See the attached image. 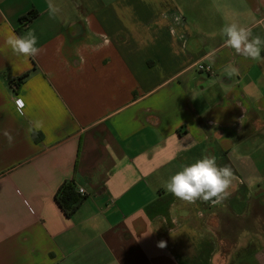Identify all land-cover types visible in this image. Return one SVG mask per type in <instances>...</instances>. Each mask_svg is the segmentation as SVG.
Here are the masks:
<instances>
[{"label":"crops","instance_id":"obj_1","mask_svg":"<svg viewBox=\"0 0 264 264\" xmlns=\"http://www.w3.org/2000/svg\"><path fill=\"white\" fill-rule=\"evenodd\" d=\"M51 3L0 0V264H264V230L248 252L245 238L264 223V64L221 34L237 23L264 39V0ZM29 31L35 58L6 43ZM204 156L232 168L227 199L166 191ZM66 182L70 215L55 200Z\"/></svg>","mask_w":264,"mask_h":264},{"label":"clouds","instance_id":"obj_2","mask_svg":"<svg viewBox=\"0 0 264 264\" xmlns=\"http://www.w3.org/2000/svg\"><path fill=\"white\" fill-rule=\"evenodd\" d=\"M48 7L50 15H54L58 11L51 0H49ZM221 34L225 38V47L234 49L237 55L243 56L245 59L264 64V55H261L264 39L260 36H253L250 28L231 23L221 29ZM6 43L14 54L22 55L25 58H35L41 51L37 46L38 38L31 31L25 36H17L12 33L8 36ZM228 74L230 76L238 75L239 69L233 66ZM16 104L18 108H22L23 99L18 98ZM3 135L11 144L13 140L11 133L4 130ZM234 180L235 176L230 166H218L214 156H204L171 176L170 180L166 182L165 188L175 198L186 203L202 200L218 204L231 194L229 188ZM159 246L164 247V242H160Z\"/></svg>","mask_w":264,"mask_h":264},{"label":"trees","instance_id":"obj_3","mask_svg":"<svg viewBox=\"0 0 264 264\" xmlns=\"http://www.w3.org/2000/svg\"><path fill=\"white\" fill-rule=\"evenodd\" d=\"M35 16V12H30L28 15L21 16L19 20L22 24H24V22L30 21ZM21 30L22 29H20V31ZM27 76L28 72H25L15 80H12L10 84L18 87ZM32 135L34 139H39L41 137V133L39 132H34ZM79 199L80 198L75 191L74 184L72 182H66L62 184L55 193V200L66 215H70L75 210L77 204L79 203Z\"/></svg>","mask_w":264,"mask_h":264},{"label":"rangeland","instance_id":"obj_4","mask_svg":"<svg viewBox=\"0 0 264 264\" xmlns=\"http://www.w3.org/2000/svg\"><path fill=\"white\" fill-rule=\"evenodd\" d=\"M198 71V70H197ZM199 73H206V72H200V71H198ZM229 226H231L232 228L233 227H237V224L235 223V224H231V225H229ZM232 228H230V229H232ZM245 228H246V236H245V238L248 240L249 238H250V240H246V242H249L248 244V246H247V252L251 249V247H252V245L253 244H255V242L252 240L253 239V235H249V234H251V233H254V232H257V231H259V230H264V223H261V224H247V225H245ZM237 234V232L233 235V236H230L231 238L228 240V242H230V246H228V250H232V248L233 247H237V245H235L234 246V242H236L237 240H235V235ZM251 241V242H250ZM215 243H217V241H215ZM216 245V244H215ZM217 246V245H216ZM216 246H215V250H217L216 249ZM243 252V251H242ZM241 251H240V253L242 254V255H244V252L242 253Z\"/></svg>","mask_w":264,"mask_h":264},{"label":"built area","instance_id":"obj_5","mask_svg":"<svg viewBox=\"0 0 264 264\" xmlns=\"http://www.w3.org/2000/svg\"><path fill=\"white\" fill-rule=\"evenodd\" d=\"M195 67L198 71H204L207 73H211V71H212V68L210 65L204 64L202 62L195 63ZM77 190L80 194H84L83 188H78Z\"/></svg>","mask_w":264,"mask_h":264}]
</instances>
